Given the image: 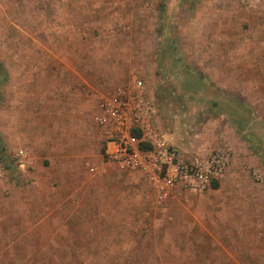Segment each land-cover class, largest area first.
I'll return each instance as SVG.
<instances>
[{
	"label": "rangeland",
	"instance_id": "rangeland-1",
	"mask_svg": "<svg viewBox=\"0 0 264 264\" xmlns=\"http://www.w3.org/2000/svg\"><path fill=\"white\" fill-rule=\"evenodd\" d=\"M263 15L264 0H0V126L9 93L26 90L33 97L27 129L60 121L64 145L75 151L66 163L41 161L50 172L36 182L27 175L33 155L25 169L3 159L16 192L11 204L0 201V264H264V180L252 165L224 191L215 180L160 198L149 172L106 160V140L84 154L87 138L73 142L87 134L100 94L134 78L170 108L174 92L196 89L185 81L202 75L200 52L192 60L189 51L213 43L227 50L263 27ZM201 28L221 31L192 35ZM78 76L85 99L74 97ZM46 90L48 101L34 95ZM77 123L82 132L72 129ZM254 161L264 176V160ZM238 186L252 195L237 194ZM244 197L255 222L238 230L233 207Z\"/></svg>",
	"mask_w": 264,
	"mask_h": 264
},
{
	"label": "crops",
	"instance_id": "crops-1",
	"mask_svg": "<svg viewBox=\"0 0 264 264\" xmlns=\"http://www.w3.org/2000/svg\"><path fill=\"white\" fill-rule=\"evenodd\" d=\"M218 31L221 30L201 28L193 30L192 35L195 36L198 33L203 37L204 33L211 35L209 32L217 33ZM248 32L243 35L245 37L242 41L237 39L235 43L228 46L227 50L222 48L223 45L214 43L206 45L207 48L202 47L198 50L192 48L188 57L196 60L197 52H200L199 67L202 75L200 78L192 77L191 80L185 81L186 84H196V89L174 92L175 96L179 95L175 97V101H169L170 108L159 101L158 103L154 101L153 89L147 92L154 110L157 130L181 154L189 157L205 156L212 151H219L227 156V166L218 179L223 191L233 182L242 181L243 176H246V170L251 165L249 168L252 169V173L263 172V169L255 167L254 160H264V71L262 70L261 75L256 74V68L264 67V26L249 29ZM246 36H252V39ZM204 44L205 42L202 43ZM85 82L82 76L77 77L78 88H74L75 98H86V95H82V86ZM46 83H49V78ZM56 85L60 86V84ZM15 89L13 85V90ZM60 89L62 90L63 87L61 86ZM48 93L46 90L34 95L39 96L44 102L48 101ZM8 96L11 103L8 104L7 117L3 120L6 124L2 125L5 127L0 126V153L4 152L2 149L23 148L28 151L29 156L33 155L34 165L33 170L27 175L31 179L34 176L38 180L41 177L40 174L44 175L45 171H48L45 169L47 166L41 161L47 162L46 159H48L49 162H53L63 158L60 162L66 163V158L75 156V151H68L64 145L62 136L65 130L60 121L39 124L32 132L27 129L32 114L29 108L30 100L33 97L28 95L26 90L23 93L14 91ZM47 107L48 105L45 106V110ZM80 108L79 106L77 111H80ZM57 112L59 111H56V115ZM95 113L96 105L91 112V121L87 123L89 127L87 134L81 135L83 139L73 141L77 146L79 142L87 138L86 150L80 151L81 154L90 150L94 151L90 148L97 144L98 139L106 140L95 122ZM72 129L76 133L82 132L83 125L77 123ZM78 150L76 153L80 154ZM86 163L93 165L89 160ZM60 170L62 171L61 166ZM6 179V177L0 178V201L7 200L11 204L14 202L11 198L15 196L16 180ZM237 188L239 195L245 197L252 195L244 191L242 187ZM245 197L242 205L233 207V212L237 214L232 226L238 230L243 227L241 222L247 221L248 227L250 222L253 226L255 222L250 199ZM246 200L248 203L245 207ZM250 211H252L251 214ZM16 240L15 237L6 238L7 243H15Z\"/></svg>",
	"mask_w": 264,
	"mask_h": 264
},
{
	"label": "built area",
	"instance_id": "built-area-1",
	"mask_svg": "<svg viewBox=\"0 0 264 264\" xmlns=\"http://www.w3.org/2000/svg\"><path fill=\"white\" fill-rule=\"evenodd\" d=\"M147 92L145 83L134 78L98 97L94 119L107 142L106 160L120 169L149 172L160 198L170 196L178 185L199 187L218 180L227 166V156L219 151L205 156L182 155L157 130ZM3 159L11 160L18 169L27 168L31 161L23 148L0 153V178L6 172ZM86 165L91 171L96 169ZM254 178L264 180L258 171Z\"/></svg>",
	"mask_w": 264,
	"mask_h": 264
},
{
	"label": "trees",
	"instance_id": "trees-1",
	"mask_svg": "<svg viewBox=\"0 0 264 264\" xmlns=\"http://www.w3.org/2000/svg\"><path fill=\"white\" fill-rule=\"evenodd\" d=\"M213 185H216V182L215 181H213Z\"/></svg>",
	"mask_w": 264,
	"mask_h": 264
}]
</instances>
